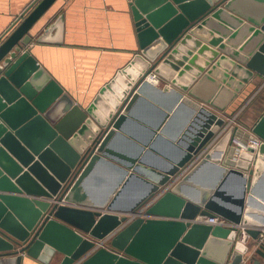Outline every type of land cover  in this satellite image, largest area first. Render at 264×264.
Masks as SVG:
<instances>
[{"label":"water","instance_id":"95a60500","mask_svg":"<svg viewBox=\"0 0 264 264\" xmlns=\"http://www.w3.org/2000/svg\"><path fill=\"white\" fill-rule=\"evenodd\" d=\"M53 2L26 14L29 5L0 41V264L23 255L41 264H240L242 232L198 216L245 226L257 243L246 262L264 264V112L251 134L217 113L264 78V0H133L138 51L87 107L26 49ZM248 138L261 143L234 159ZM159 190L148 217H126Z\"/></svg>","mask_w":264,"mask_h":264},{"label":"crops","instance_id":"0c3cea01","mask_svg":"<svg viewBox=\"0 0 264 264\" xmlns=\"http://www.w3.org/2000/svg\"><path fill=\"white\" fill-rule=\"evenodd\" d=\"M39 1L0 0V41L14 29L24 10L33 4L26 12L27 14ZM132 1L54 0L28 30L31 41L26 49L64 91L83 107H87L99 95L100 89L127 67L138 51L136 29L131 11ZM50 25L54 27L48 31L47 41H37V38ZM253 79L251 81L255 82V88H249L251 82L248 83L245 86L246 89L243 88L246 92L244 90L243 95L237 94V97L239 95L241 97L239 99H247L245 97L249 92H252V95L259 92L257 91L258 86L264 79L261 80L258 76ZM151 83L156 85V82L151 81ZM162 85L163 82H161V87ZM115 88H121V84L117 81ZM109 92L116 95L114 90H109ZM260 92L257 104L261 111L259 110L258 118L264 112V92L261 94ZM228 109L231 111V108L227 106V113H229ZM98 111L104 114L102 109ZM215 138L217 140L218 134ZM68 205L70 206V203ZM112 213L118 216L123 215L122 212ZM240 240L238 241L241 243ZM242 242L248 246V252L242 256L240 264H247L246 261L252 255L257 243L245 233L242 234ZM58 260L53 259L55 264H58ZM20 264L41 263L23 255Z\"/></svg>","mask_w":264,"mask_h":264},{"label":"rangeland","instance_id":"374dc122","mask_svg":"<svg viewBox=\"0 0 264 264\" xmlns=\"http://www.w3.org/2000/svg\"><path fill=\"white\" fill-rule=\"evenodd\" d=\"M158 78V77H157ZM259 79V78H258ZM264 78H262L261 77V80H263ZM254 79H252V81H253ZM252 81H250L251 82V86H249V88H255V82H252ZM258 81H260V79L258 80ZM161 82H162V80L161 79H159L158 78V82L156 83V85L157 86H161ZM249 82V83H250ZM248 88V89H249ZM246 89V88H245ZM245 89H243L242 90V92L241 93H239L240 95H243L242 93H243V91L245 90ZM257 91H261L260 92V94L262 93V92H264V81L261 83L260 82V84H259V86H258V90ZM245 92H246V90H245ZM248 92V91H247ZM259 92H257L255 95H252V92L249 94V93H247L248 95H247V97H245V98H247V99H239V98H241L240 97V95L237 97H235V98H232L230 101H229V103H228V106L231 108V111H230V109H228V112L229 113H225V114H223V113H221L222 111H217V112H219L222 116H223V118L225 119V121L227 122V128L229 127V126H231V125H234V126H236L240 131H242V132H245V133H248V134H250L251 133V127H252V124L255 122V120H256V118H258V116L260 115V111H261V108H259V106H258V97L260 96H258V93ZM246 96V95H245ZM238 100H241V102H238ZM230 104V105H229ZM258 106V107H257ZM209 107V106H208ZM210 108V107H209ZM215 110V109H214ZM260 110V111H259ZM238 124V125H237ZM215 141H216V138L214 139H212L211 140V143H210V147L207 149V150H209L210 148H211V146L215 143ZM205 153H203V154H200L198 157H197V159H196V161L200 158V157H202L203 155H204ZM185 174V173H184ZM183 176V175H182ZM181 176V177H182ZM180 177V178H181ZM179 177L177 178V175L173 178V179H171V181H173V183H171V185H174L179 179H180ZM170 184V183H169ZM169 184H167V187L169 186ZM161 193H163V191H157L156 193H155V195L150 199V200H148V201H146L145 203H143V205L144 204H148V203H150V202H152V201H154V200H156L160 195H161ZM143 205L142 206H140V207H138L137 209H136V211L138 212V211H145L146 209L145 208H143ZM70 206H76L75 204L73 205V204H70ZM148 207H149V205H148ZM128 218V217H127ZM112 234V233H111ZM114 234V233H113ZM112 237H113V235H112ZM109 241H110V239H108L106 242H107V244L109 243ZM97 242V241H96ZM106 245V244H105ZM53 264H55V262L53 261Z\"/></svg>","mask_w":264,"mask_h":264},{"label":"built area","instance_id":"2783aa9c","mask_svg":"<svg viewBox=\"0 0 264 264\" xmlns=\"http://www.w3.org/2000/svg\"><path fill=\"white\" fill-rule=\"evenodd\" d=\"M148 78H150V80L155 81L156 83L158 82V78L155 74H150L148 76ZM155 83V84H156ZM238 125V124H237ZM245 133V132H244ZM251 134V133H250ZM210 143L211 141L203 148V150L200 152V154L206 153L207 149L210 147ZM261 140L258 138H248L246 144H244L243 146L241 145L240 147L238 146V148L235 149V156L234 159L239 155V153L243 150H245L246 148H250L252 150H256L258 148V146L260 145ZM197 158H195L191 163H189L188 165H186L184 168L181 169V171L177 174V178L181 177L182 175H184V173L190 168V166L196 161ZM153 202V201H152ZM152 202L148 203V204H144L143 208H147L148 205L150 206L152 204ZM60 203H64V202H60ZM128 216V219H132L135 216H140V217H148L144 214L143 211H138L137 213H127L126 214ZM197 222L200 223H205V224H210V225H219L222 227H235L236 229H239L241 232H244V227L242 224H233L227 220H225L224 218H221L219 216H214V217H205V216H198L195 219ZM112 235H114L113 233H109L106 237H104L101 240H98L97 242H94V249L100 248V247H106L107 244V240L112 238ZM106 244V245H105Z\"/></svg>","mask_w":264,"mask_h":264},{"label":"bare ground","instance_id":"6f19581e","mask_svg":"<svg viewBox=\"0 0 264 264\" xmlns=\"http://www.w3.org/2000/svg\"><path fill=\"white\" fill-rule=\"evenodd\" d=\"M148 80H150V78H148ZM150 81H153V80H150ZM153 82H155V81H153ZM61 204H62V203H61ZM125 215H126V214H125ZM125 215H121V216H125ZM117 216H118V215H117ZM121 216H119V217H121ZM126 217H128V216H126ZM136 217H140V216H135L134 218H136ZM243 233H245V232H242V233H241V237H240V238H241L240 241H241L242 244H244V243L242 242V234H243ZM245 234H246V233H245Z\"/></svg>","mask_w":264,"mask_h":264}]
</instances>
